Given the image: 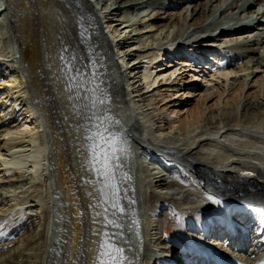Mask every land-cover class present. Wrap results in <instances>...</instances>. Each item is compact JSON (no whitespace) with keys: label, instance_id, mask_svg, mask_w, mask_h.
<instances>
[{"label":"bare ground","instance_id":"1","mask_svg":"<svg viewBox=\"0 0 264 264\" xmlns=\"http://www.w3.org/2000/svg\"><path fill=\"white\" fill-rule=\"evenodd\" d=\"M243 12L250 24L232 30ZM0 57V226L31 221L15 254L0 230V264H95L104 236L134 264H264V0H3ZM97 86L108 102L93 108ZM93 114L111 117L99 132L116 138L113 161L88 139ZM101 161L133 215H104Z\"/></svg>","mask_w":264,"mask_h":264},{"label":"snow or ice","instance_id":"2","mask_svg":"<svg viewBox=\"0 0 264 264\" xmlns=\"http://www.w3.org/2000/svg\"><path fill=\"white\" fill-rule=\"evenodd\" d=\"M83 36V33L81 34ZM77 75H79V72H77ZM72 85H69V91H71ZM92 92L93 97H96V94L99 93V96L92 99L91 101V107L95 108L96 105H106L108 102V96L104 89L100 87H95L94 89L90 90ZM87 99V97H85ZM87 109V105H85ZM93 118L99 121L97 124V135L96 136H89L88 139L93 140L94 142L97 141V138L100 140H103V144L99 145V148H104V153L102 154L104 156V161H113L115 160V143L116 138L113 135L112 138H108L104 135H102L99 132L100 128H103L104 123L111 120L110 116H104L101 120L100 117H96L95 114H93ZM107 146V147H105ZM99 149H93L92 152V159L96 160L97 157L95 155V152ZM120 151H123L121 149ZM104 161H101L103 163V168L96 169L97 174L101 175L104 180V187L100 189L102 199L105 203L110 204V208L105 209L104 215L107 216L108 211H112L113 216L119 215L121 219H123L126 215H133L135 210L134 208H128L126 210L124 204L121 203V200L126 201L130 205H134L135 201L131 200L128 201L127 197H121L120 195V185L115 183V173L112 170L114 165L112 167L109 166L108 163H105ZM246 175H252V173H246ZM211 199V197H209ZM97 215H100V213H97ZM106 225L111 224L114 225L117 228H122L123 225L118 223L117 220L113 219L111 221H105ZM139 226V220L134 219L132 221V225L130 227L132 228H138ZM116 235L122 236L123 233H117ZM111 238L108 236L102 237L99 247L97 249V253L95 256V264H134V261L131 260L126 254L125 249L121 246H117L114 243H110Z\"/></svg>","mask_w":264,"mask_h":264},{"label":"rangeland","instance_id":"3","mask_svg":"<svg viewBox=\"0 0 264 264\" xmlns=\"http://www.w3.org/2000/svg\"><path fill=\"white\" fill-rule=\"evenodd\" d=\"M3 0H0V3L2 2ZM146 5H148V4H146ZM172 6L170 7V8H168L167 7V11H166V14L167 13H169L172 17H170V18H174V16H175V12H177L176 14H180V16H179V18H181L182 17V15L186 12V9L185 8H183V7H181V8H179V5L178 6H175V8H173L174 7V5L173 4H171ZM183 6H186V5H183ZM138 10H140V9H138ZM142 10H144L145 12H143L144 14H148V15H150V18H152V17H155V12L157 13V14H159L160 13V11H155V10H157V9H152L151 8V5H148V6H145V8H142ZM136 12V11H135ZM118 14H120V13H118V12H116L115 13V15H118ZM159 17L160 16H164V15H162V14H160V15H158ZM166 16V15H165ZM163 19H164V17H163ZM166 20H168V19H165V21ZM188 20V19H187ZM186 20V21H187ZM158 22H160V21H158ZM192 22V20H190V23ZM171 27H168L169 29H173V30H175L176 28V25L174 26V25H170ZM174 28H173V27ZM195 26L194 25H192L191 26V28H190V30L191 29H193ZM153 33V32H152ZM190 36H191V32L189 31V33H188V37H187V39H188V45H194L193 44V42H192V38H190ZM171 38V37H170ZM150 39V38H149ZM151 40V39H150ZM163 40H165V39H163ZM152 41V40H151ZM165 41H167V40H165ZM209 49L208 51H212V48H213V45H211V46H207L206 47V49ZM1 58V57H0ZM161 64H159V65H157V66H160ZM186 68V67H185ZM206 68V67H205ZM186 73L187 74H185V79H186V81L189 83V84H191V86H193V84H192V82H193V77H190V76H188V74H190V72H188V71H186ZM191 74H192V70H191ZM190 74V75H191ZM196 74H197V72H196ZM195 74V75H196ZM198 75V74H197ZM199 75H202V74H199ZM200 77V76H199ZM204 77V76H203ZM205 79H207L208 77H210L209 76V74H208V71H207V73H206V75H205ZM200 79H201V77H200ZM200 79H195V81L197 82V83H200V84H204L205 85V81L204 80H200ZM203 79V78H202ZM198 80V81H197ZM211 81H213V82H215V80H211ZM195 82V83H196ZM194 100V99H193ZM22 122H24V119H22ZM20 143V141L18 142V144ZM22 143V142H21ZM29 144L30 142H25L24 143V145L25 144ZM31 146H32V144H31ZM31 149V150H30ZM34 149V147L32 146V147H30L29 146V150L28 151H26V152H21L20 154H22V158L24 157V155L23 154H28V156H30V155H32V154H34V152H35V150H33ZM4 150H5V153H7V152H10V151H8V149L7 148H4ZM3 152V151H2ZM30 152V153H29ZM14 153V155H11L12 154V152H11V154L10 153H7L8 155H4L5 156V158H7V159H12V158H17V156H15V155H17V153H15V152H13ZM30 154V155H29ZM27 156V155H26ZM27 156V157H28ZM0 175H2V171H0ZM34 189V188H33ZM32 190V189H31ZM36 190H38V188H36ZM215 213V212H214ZM216 214H218V213H215V215ZM214 215V216H215ZM29 217V215L27 214V213H25V214H23L22 216H19V215H17V217H16V215H15V217H14V219H13V222L11 223V224H4V225H2V226H0V230H1V235L3 236L2 237V239L3 240H5L6 242H8V244H6V246L2 249V251H5L4 253H6V252H9L10 251V253H11V251H13L14 252V254L16 253V251H17V249L18 248H20V247H22L23 245H24V242H22V240L20 239L24 234H23V232H25L26 230H27V228H28V224H30V219L28 218ZM174 217H176V216H174ZM33 224H34V222H33ZM35 224H36V221H35ZM31 226H32V224H31ZM16 227H21L20 229H18V228H16ZM22 228H24V230H22ZM169 229V228H168ZM22 230V231H21ZM19 231V232H18ZM169 231H170V229H169ZM29 232V231H28ZM188 232H190V231H188ZM8 239H7V238ZM7 240H10L11 242H9V241H7ZM20 240V241H19ZM162 242L165 244V239L163 238L162 239ZM19 245V246H18ZM155 252V251H154ZM1 253V252H0ZM159 253V252H158ZM158 253H157V255H158ZM6 255V254H5ZM13 257V256H12ZM16 258H14L13 257V260L12 259H10V263L9 264H27V259L25 258V257H23L22 255L20 256L19 254L18 255H16L15 256ZM12 260V261H11ZM15 260V261H14ZM1 261H3V260H0V263H1ZM14 261V262H13ZM13 262V263H12ZM17 262V263H16Z\"/></svg>","mask_w":264,"mask_h":264}]
</instances>
